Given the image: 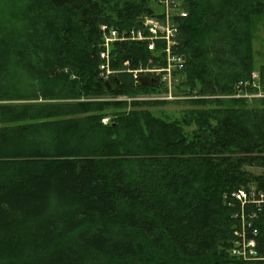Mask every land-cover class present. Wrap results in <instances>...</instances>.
<instances>
[{
  "label": "trees",
  "instance_id": "obj_1",
  "mask_svg": "<svg viewBox=\"0 0 264 264\" xmlns=\"http://www.w3.org/2000/svg\"><path fill=\"white\" fill-rule=\"evenodd\" d=\"M20 1L0 20V264H264V202L236 197L251 186L264 193V171L251 169L264 168V99L176 100L189 105L179 119L150 109L165 101L6 103L133 94L148 87L125 63L153 55L116 43L112 88L99 76V26L131 28L156 0ZM182 1L176 50L187 65L177 90L235 92L256 70L264 0ZM258 72L264 84V64ZM23 77L34 94L11 87ZM109 107L116 121L103 124ZM243 235L256 255L233 253Z\"/></svg>",
  "mask_w": 264,
  "mask_h": 264
},
{
  "label": "built area",
  "instance_id": "obj_2",
  "mask_svg": "<svg viewBox=\"0 0 264 264\" xmlns=\"http://www.w3.org/2000/svg\"><path fill=\"white\" fill-rule=\"evenodd\" d=\"M179 10L183 17L188 16V11L184 9L182 0H156L155 11L152 15L147 16L142 26H133L131 28H117L108 23L101 24L105 41L104 49L101 50L102 63L99 70L107 76H112L115 70L112 68L110 61V45L118 43H139L145 44L150 48L158 46L160 49L155 52L151 50L153 55L149 58L147 65H141L138 68H130L129 71L135 78L146 77L149 80H155L154 84L144 87L159 89V92L149 93L147 96H131L122 98L118 93V101L127 99L128 101L151 100V101H176L187 98L177 86L185 76V68L187 59L184 54L176 50L177 42L172 47L171 38L176 35L180 36L178 26L172 20V10ZM180 38V37H179ZM162 56V58H161ZM130 62L129 60L127 61ZM204 95H193L194 98L203 97ZM213 97L225 98H243L247 100L264 99V84L258 71L252 72L251 76L242 79L236 84V91L221 95H211ZM108 122V118L103 119ZM260 192V191H258ZM247 194L243 197L245 200ZM248 241H245L247 245ZM250 243V242H249Z\"/></svg>",
  "mask_w": 264,
  "mask_h": 264
},
{
  "label": "rangeland",
  "instance_id": "obj_3",
  "mask_svg": "<svg viewBox=\"0 0 264 264\" xmlns=\"http://www.w3.org/2000/svg\"><path fill=\"white\" fill-rule=\"evenodd\" d=\"M21 4L22 3H21L20 0H0V20L1 21L10 20L12 12H17V10H18L19 6H21ZM155 7H156V5H155ZM147 16H150V14H146V15L141 16L139 18V22L135 26H137V27L142 26V23H143L144 19ZM110 25H112V24H110ZM8 28L11 29V26H9ZM99 30H100V33H101L100 47H101V50H102V49L105 48V46L103 45V43L105 41V38H104L103 32L101 30V25L99 26ZM115 44L110 45V58L109 59L111 61V64H112V61H113L112 50H113ZM125 44H127V43H125ZM253 46H254V56H255V63H256L255 64L256 70H254V71H258L259 67L262 64H264V17L261 19V21L256 26ZM172 47H173V45H172ZM148 49L150 50V53L152 54L153 52L151 50L157 52L160 48L158 46H155L154 48H150L148 46ZM125 64H126L127 67L132 68L130 62L129 63L126 62ZM119 72H120L119 70H115L114 74L119 73ZM99 76L102 79V81L104 82V85L106 86V88L107 89H111L112 88V86H111L112 84L110 82V77L111 76L109 77L107 75H104L100 70H99ZM14 82L15 83L12 84V86H11L12 88H17V87L21 88L22 87L25 91L28 90V91H26L27 94H34L35 90L38 87L37 85H34L32 80L29 79L28 77H26V78L23 77L21 86L16 82V80H14ZM136 82H137V78H136ZM15 84H16V86H14ZM159 91H160L159 89L146 88V89H144L142 91H138V92L133 93V94L122 93L121 97L122 98H126V97H131V96H135V97H137V96H147V95H149V93H156V92H159ZM52 93H54V90L52 91ZM55 93L59 94V95H62L65 92H64V90H56ZM181 94H183L186 97L188 96L187 98H190V97L194 98L193 95H199V93H197V92L193 93V95H188V94L184 93V91L181 92ZM211 95H214V94H206L203 97L209 98ZM116 98H118V95H114V94H111V93L103 92L102 94L94 96V97H85V96H83V97H80V98H73V99H70V100H65L63 98H55V99H45V98L35 99V98H30V99H24V100H12V101L6 102V103L19 104V103L40 102V103H58L59 104V103L65 102V101L78 102V101H83V100H88V101L89 100L118 101ZM187 98H185V99H187ZM182 100H184V99H182ZM122 101H125L126 104H127V106L123 107L122 109L125 108L127 110L132 108L134 102H153L151 100L128 101L127 99H123ZM187 108H189V105L187 103L175 102V101H169V102L165 101V103H161V104H154V105L152 104L151 107H150V109L153 111V113L155 115L160 116V117H165L167 119H179V118H181L183 116L184 111ZM118 110H119V108H117V107H109V108H107L105 111H103L104 115L101 118V122L103 124H109L111 122H115L116 121V113L118 112ZM104 118H108V122L107 123L103 121ZM251 169L253 171H255L256 173H260V172L264 171V168H261V167H254V168L251 167ZM251 187L252 188H249L250 189L249 192H248L249 193V197H248L247 201L248 200H250V201L252 200L256 204H261L262 202H258L256 196L253 194V193L256 192V190L254 189V186H251ZM261 201L264 202V199L261 200ZM252 213H250L248 215L245 214V216H243V220L241 221L242 226H240L241 229L238 227L239 230H241L240 233L243 231L241 234L246 232V228L245 227L247 226V224H250V221H252V216H253Z\"/></svg>",
  "mask_w": 264,
  "mask_h": 264
},
{
  "label": "bare ground",
  "instance_id": "obj_4",
  "mask_svg": "<svg viewBox=\"0 0 264 264\" xmlns=\"http://www.w3.org/2000/svg\"><path fill=\"white\" fill-rule=\"evenodd\" d=\"M176 16H181V14L179 13V10H172V20L173 22L178 26V23L176 21ZM179 27V26H178ZM177 36V35H176ZM176 36L171 38L172 40V45H174L176 43ZM255 192V191H254ZM245 194H247V197L245 200H243V197L245 196ZM252 195V194H251ZM258 195V194H257ZM236 197L243 201V202H247V199L249 197L248 193L245 191V190H240L239 193L236 194ZM264 199V193H259V198H257V201L258 202H263L261 200ZM252 202V201H251ZM250 203V202H248ZM247 203V204H248ZM245 241H248L247 245L245 244ZM250 242V243H249ZM233 253L234 254H237V255H241L242 257H249V256H253V255H256L257 252L255 251V241L253 239H247V237H245L243 235V240L242 242H240L239 244H237V247L234 248L233 250Z\"/></svg>",
  "mask_w": 264,
  "mask_h": 264
},
{
  "label": "water",
  "instance_id": "obj_5",
  "mask_svg": "<svg viewBox=\"0 0 264 264\" xmlns=\"http://www.w3.org/2000/svg\"><path fill=\"white\" fill-rule=\"evenodd\" d=\"M154 81L155 80H149L148 78H146V77H139L138 78V80H137V82H136V85L137 86H146V85H152V84H154Z\"/></svg>",
  "mask_w": 264,
  "mask_h": 264
},
{
  "label": "crops",
  "instance_id": "obj_6",
  "mask_svg": "<svg viewBox=\"0 0 264 264\" xmlns=\"http://www.w3.org/2000/svg\"><path fill=\"white\" fill-rule=\"evenodd\" d=\"M137 80H138V78H137Z\"/></svg>",
  "mask_w": 264,
  "mask_h": 264
}]
</instances>
